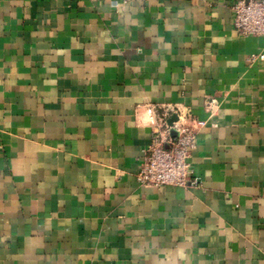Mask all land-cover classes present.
Segmentation results:
<instances>
[{
    "label": "crops",
    "instance_id": "1",
    "mask_svg": "<svg viewBox=\"0 0 264 264\" xmlns=\"http://www.w3.org/2000/svg\"><path fill=\"white\" fill-rule=\"evenodd\" d=\"M234 2L0 0V264H264V35ZM149 104L206 122L195 183L138 181Z\"/></svg>",
    "mask_w": 264,
    "mask_h": 264
},
{
    "label": "built area",
    "instance_id": "2",
    "mask_svg": "<svg viewBox=\"0 0 264 264\" xmlns=\"http://www.w3.org/2000/svg\"><path fill=\"white\" fill-rule=\"evenodd\" d=\"M235 28L241 35H264V0H235ZM263 57V56H261ZM211 99L209 106L214 105ZM150 115L152 139L144 149L143 161L137 174L144 186H189L196 182L191 157L197 146V135L205 125L204 120H194L188 111L175 105H155L145 109ZM171 114L176 120L168 121Z\"/></svg>",
    "mask_w": 264,
    "mask_h": 264
},
{
    "label": "water",
    "instance_id": "3",
    "mask_svg": "<svg viewBox=\"0 0 264 264\" xmlns=\"http://www.w3.org/2000/svg\"><path fill=\"white\" fill-rule=\"evenodd\" d=\"M176 118H177L176 116L172 117V119L170 120V123L176 120Z\"/></svg>",
    "mask_w": 264,
    "mask_h": 264
}]
</instances>
